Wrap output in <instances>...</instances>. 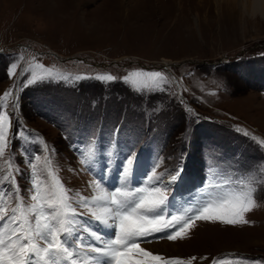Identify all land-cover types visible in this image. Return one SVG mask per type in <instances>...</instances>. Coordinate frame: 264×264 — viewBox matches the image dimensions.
Returning <instances> with one entry per match:
<instances>
[{
	"label": "rangeland",
	"instance_id": "obj_1",
	"mask_svg": "<svg viewBox=\"0 0 264 264\" xmlns=\"http://www.w3.org/2000/svg\"><path fill=\"white\" fill-rule=\"evenodd\" d=\"M221 2L0 0V96L14 89L7 103L18 98L19 112L0 168L11 159L22 169L23 191L29 186L24 149L28 156L51 154L71 195L91 198L99 193L89 186L95 177L87 168L102 173L111 161L106 183L118 186L120 166L134 153L138 187L156 163L158 174L186 172L166 189L177 215L210 185L253 181L260 206L246 214L248 224L196 220L185 239L141 247L165 257H196L193 264L212 258L264 264V10L255 1L254 11L240 4L236 13ZM33 46L41 52L36 59ZM12 63L18 67L10 78ZM37 63L68 78L24 87L31 78L24 70ZM133 71H158L168 83L163 90H136L123 80ZM108 74L116 79H98ZM17 129H26L27 139L15 137ZM90 148L94 158L83 166L82 153Z\"/></svg>",
	"mask_w": 264,
	"mask_h": 264
},
{
	"label": "snow or ice",
	"instance_id": "obj_2",
	"mask_svg": "<svg viewBox=\"0 0 264 264\" xmlns=\"http://www.w3.org/2000/svg\"><path fill=\"white\" fill-rule=\"evenodd\" d=\"M17 67V63L11 64L10 78L15 75ZM29 71L31 78L24 87L43 80L68 78L39 63L31 65L24 73ZM82 78L88 77H75L76 80ZM98 79L114 81L116 77L108 74ZM123 80L136 90H163V85L168 83L158 71L129 72ZM13 92L14 89L10 88L0 96V158L5 157L9 147V132L14 123L12 117L18 108V98L7 103ZM26 131L17 129L15 137L27 139ZM236 131L244 130L237 127ZM39 142L44 145L43 151L49 152L47 144L43 140ZM259 143L264 145V140ZM24 154L27 156L29 186L23 191L18 181L23 170L14 166L11 159L5 161L6 169L0 168L4 173L0 176V264H193L196 257L187 260L165 257L141 247V243L152 239H185L189 230L195 227L196 220L246 225L249 223L246 214L260 206L254 198L253 181L236 186H230V181L225 184L217 182L203 190L195 206L177 215L170 210L171 193L166 189L177 182L183 168L158 174L156 170L160 165L153 164L151 174H145L146 180L142 175L139 181L142 186L137 187L132 180L136 161L134 153H130L120 166L118 186L106 183L111 172L110 161L102 173L87 168L95 177L89 186L98 195L89 198L76 193L73 197L54 170L51 154L42 157L36 152L28 156L26 148ZM94 155L91 148L82 153L81 165L89 166ZM211 264L237 262L212 258Z\"/></svg>",
	"mask_w": 264,
	"mask_h": 264
},
{
	"label": "bare ground",
	"instance_id": "obj_3",
	"mask_svg": "<svg viewBox=\"0 0 264 264\" xmlns=\"http://www.w3.org/2000/svg\"><path fill=\"white\" fill-rule=\"evenodd\" d=\"M221 4L222 6L225 5L226 7H229V9L233 10V11H236V7L240 6V4H242L243 6L246 7V9L248 11L246 12H252L254 11L255 9V1H257L256 3L260 4L262 7H263V10H264V0H255V1H252V0H245V3H242L241 0H221ZM257 4V5H258ZM253 5V6H252ZM252 6V7H251ZM218 9V8H217ZM222 9V8H221ZM219 11V10H218ZM243 11V10H242ZM229 12V11H228ZM244 12V11H243ZM245 12V13H246ZM219 13V12H218ZM223 14V10L222 12H220ZM237 13V11H236ZM255 13V12H254ZM232 14V12L230 13ZM239 14V13H238ZM236 15V14H235ZM254 15V14H253ZM173 246L176 245V244H172Z\"/></svg>",
	"mask_w": 264,
	"mask_h": 264
}]
</instances>
